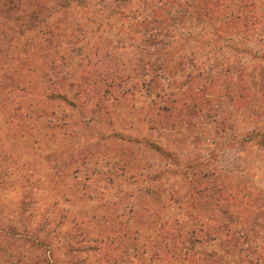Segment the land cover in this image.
Returning <instances> with one entry per match:
<instances>
[{
	"label": "rangeland",
	"instance_id": "374dc122",
	"mask_svg": "<svg viewBox=\"0 0 264 264\" xmlns=\"http://www.w3.org/2000/svg\"><path fill=\"white\" fill-rule=\"evenodd\" d=\"M0 264H264V0H0Z\"/></svg>",
	"mask_w": 264,
	"mask_h": 264
}]
</instances>
